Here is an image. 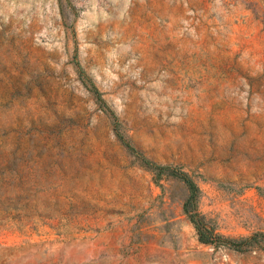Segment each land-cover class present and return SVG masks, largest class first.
Masks as SVG:
<instances>
[{
    "label": "rangeland",
    "instance_id": "1",
    "mask_svg": "<svg viewBox=\"0 0 264 264\" xmlns=\"http://www.w3.org/2000/svg\"><path fill=\"white\" fill-rule=\"evenodd\" d=\"M0 264H264V0H0Z\"/></svg>",
    "mask_w": 264,
    "mask_h": 264
},
{
    "label": "trees",
    "instance_id": "2",
    "mask_svg": "<svg viewBox=\"0 0 264 264\" xmlns=\"http://www.w3.org/2000/svg\"><path fill=\"white\" fill-rule=\"evenodd\" d=\"M182 176H183L182 178H184L185 183L188 185L190 193H191L190 201L192 200L197 201L198 194H199V189L197 185L194 182H192L189 178H187L185 175H182ZM193 216L195 217V219H193L195 220V222L201 220L199 213L196 212ZM196 218H199L200 220ZM197 230L199 232L201 240L205 243H211V244L218 243L220 245L225 244L230 247L233 246L237 249L243 248L244 246V244L238 245V244H235L234 241H229V240L223 239L219 235H215L214 230H208V229H205V230L197 229ZM245 246H248V245H245Z\"/></svg>",
    "mask_w": 264,
    "mask_h": 264
}]
</instances>
